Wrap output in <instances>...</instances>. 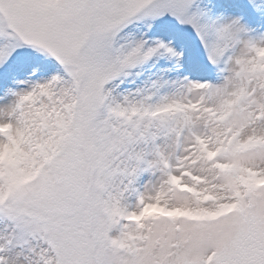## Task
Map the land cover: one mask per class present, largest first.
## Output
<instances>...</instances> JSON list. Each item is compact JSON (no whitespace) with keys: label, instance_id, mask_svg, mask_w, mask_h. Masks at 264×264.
I'll return each instance as SVG.
<instances>
[{"label":"snow or ice","instance_id":"1","mask_svg":"<svg viewBox=\"0 0 264 264\" xmlns=\"http://www.w3.org/2000/svg\"><path fill=\"white\" fill-rule=\"evenodd\" d=\"M0 264H264V0H0Z\"/></svg>","mask_w":264,"mask_h":264}]
</instances>
